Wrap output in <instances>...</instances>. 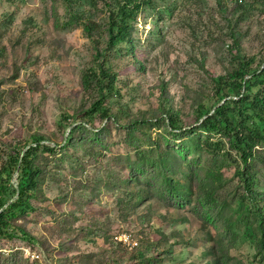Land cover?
<instances>
[{
  "label": "rangeland",
  "instance_id": "rangeland-1",
  "mask_svg": "<svg viewBox=\"0 0 264 264\" xmlns=\"http://www.w3.org/2000/svg\"><path fill=\"white\" fill-rule=\"evenodd\" d=\"M73 1L68 7L62 0H0V157L14 161L32 137H41L50 150L39 151L36 160L45 169L42 187L49 199H33L39 207L31 216L45 225L61 212L75 211L78 240L53 239V248L44 252L32 239L3 237L0 251L39 254L43 264H112L111 258L121 254L122 264L143 257L156 264H262L255 254L253 212L247 209L258 211L264 203L246 191L237 169L250 165L255 189L264 191V158L245 164L229 137L199 130L205 118L198 106H206L213 95L214 77L232 69L235 50L229 47L220 6L236 5V0H153L142 7L133 23L131 48L120 45L112 60L121 96L107 103L114 114L98 126L106 131L95 137L80 129L68 145L71 129L84 126L89 103L82 77L94 53L75 20L76 11L81 5L98 21L107 16L103 0ZM252 1L244 0L250 19L239 30L243 54L254 58L258 68L264 58V14L261 7L249 6ZM163 98L179 114L176 125L198 130L196 137L203 143L210 139L215 147L208 151L204 143L198 151L191 137L180 139L163 114ZM136 119L161 153L174 160L176 168L168 178L156 177L161 166L155 173L133 171L129 165L138 156L126 141V128ZM218 151L226 157L215 158ZM14 167L13 162V188L21 174ZM205 168L223 177L225 192L234 193L228 212L234 236L200 197ZM49 207L56 211L49 212ZM124 233L131 238L129 246L123 242L128 249L119 241Z\"/></svg>",
  "mask_w": 264,
  "mask_h": 264
},
{
  "label": "trees",
  "instance_id": "trees-1",
  "mask_svg": "<svg viewBox=\"0 0 264 264\" xmlns=\"http://www.w3.org/2000/svg\"><path fill=\"white\" fill-rule=\"evenodd\" d=\"M62 1L68 7L74 6L73 0ZM152 1L103 0L107 16L101 21L93 18L91 11L80 9L81 5H78L76 11L78 16L75 17V20L83 28V35L90 41L94 53L92 54V65L82 77L83 94L89 103L84 112V126L71 129V136L66 141L68 145L74 144L72 136L80 129L95 137H100L106 131V128L98 130V126L114 114L112 107L108 106L107 103L110 99L121 96V88L117 86L118 75L113 69L112 60L120 45H124L127 49L131 48L133 23L137 20L142 7ZM249 6L253 9L261 7L264 14V0H253L249 2ZM220 12L225 16L223 18L226 21L225 25H227L226 35L231 40L229 47L233 48L235 50L233 53H235L232 55V69L225 76L214 77L215 90L213 95L206 100V106L204 103L198 106L201 118H205L199 130H201L200 134L202 135L212 130L217 135L223 134L225 137H229L231 148L242 159L243 163L248 164L249 160L251 161L255 157L264 158V58L258 68H255V59L243 54L244 48L241 44L239 27L242 21L250 19L247 3L244 0H236V5L227 2L220 6ZM162 94L163 96L168 95L166 88L163 89ZM223 101L225 102L222 104ZM161 108L163 114L170 120L173 131L178 130L180 139L191 137L193 145L198 151L203 150L204 143H206L208 151L210 147H215L210 139L203 143L200 135L196 137L195 132L198 130H185L176 125L179 114L174 112L165 98H163ZM67 118L68 116L65 120ZM141 121L140 119L129 120L126 128V141L136 149L138 156L137 161L129 162V165L133 171L136 168L151 169L155 173H157L158 166H161L163 171L157 173L156 177L168 178L170 170L176 168L174 160L161 153L151 133L144 132L142 127L144 125ZM85 124L91 125L94 130H88ZM61 125L63 127V124ZM69 126L72 125L69 124ZM257 147L262 150H257ZM42 150L48 151L50 149L41 143V137L35 136L30 139V145L22 149L16 160L13 161L11 156L6 155L0 157V238L20 236L32 239L39 242L46 252L53 248V239H60L65 242L70 239L74 240L78 227L76 226L77 217L73 210L61 212V215L45 225H41L31 216V213L39 207L33 199L37 198L44 201L49 199L44 194L42 187L46 183L44 176L46 172L40 162L36 160V154ZM152 154L159 156V160L149 161L147 158ZM225 154L226 152L221 154L218 151L215 158L224 159ZM12 161L15 163L14 168L20 169L21 173L18 188H13L11 184ZM251 169L250 165L245 170L238 168L237 174L241 176L246 191L250 194L255 193V200L264 203V191L255 189L257 182ZM129 181L126 179L125 183H129ZM222 181L223 177L216 178L213 169L205 168L200 175L198 192L206 205L221 218L227 233L234 236V222L228 213L232 208L229 199H234V193L225 192L221 188ZM16 194L18 196L11 201ZM59 209L62 211L63 205L62 207L59 205ZM247 210L253 212V228L256 233L255 254L260 257L262 264H264V205H261L258 211ZM48 211L54 213L56 210L49 207ZM119 241L123 243L121 240ZM123 244L121 245L128 249ZM40 257L28 255L22 249H13L10 252L0 251V264H43ZM111 259L112 264H122L125 258L121 254ZM80 264L85 263L80 262ZM127 264H156V260L152 257H143Z\"/></svg>",
  "mask_w": 264,
  "mask_h": 264
},
{
  "label": "built area",
  "instance_id": "built-area-1",
  "mask_svg": "<svg viewBox=\"0 0 264 264\" xmlns=\"http://www.w3.org/2000/svg\"><path fill=\"white\" fill-rule=\"evenodd\" d=\"M257 150H262L261 148H259V147H257ZM120 239L119 240H121L122 242H124L126 245H130V243H131V238H130V236L128 235V234H126V233H124V234H122L121 236H118ZM133 243L134 244H136L137 242H134L133 241ZM33 257H40V255L38 254V255H36V254H33Z\"/></svg>",
  "mask_w": 264,
  "mask_h": 264
},
{
  "label": "water",
  "instance_id": "water-1",
  "mask_svg": "<svg viewBox=\"0 0 264 264\" xmlns=\"http://www.w3.org/2000/svg\"><path fill=\"white\" fill-rule=\"evenodd\" d=\"M224 102H225V101H223L222 104H223ZM28 149H29V148H28ZM26 150H27V149H26ZM15 186H16V188H18V184H15ZM17 196H18V195L16 194V196H15L11 201H13ZM6 205H7V204H6ZM6 205H5V206H6ZM0 211H1V210H0Z\"/></svg>",
  "mask_w": 264,
  "mask_h": 264
}]
</instances>
